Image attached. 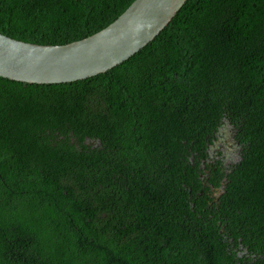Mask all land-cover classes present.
Returning <instances> with one entry per match:
<instances>
[{"label": "trees", "instance_id": "1", "mask_svg": "<svg viewBox=\"0 0 264 264\" xmlns=\"http://www.w3.org/2000/svg\"><path fill=\"white\" fill-rule=\"evenodd\" d=\"M134 1L0 0V34L67 45ZM0 264H264V0H187L85 80L0 78Z\"/></svg>", "mask_w": 264, "mask_h": 264}, {"label": "water", "instance_id": "2", "mask_svg": "<svg viewBox=\"0 0 264 264\" xmlns=\"http://www.w3.org/2000/svg\"><path fill=\"white\" fill-rule=\"evenodd\" d=\"M187 0H135L100 32L62 46L24 43L0 34V78L64 84L106 73L147 46Z\"/></svg>", "mask_w": 264, "mask_h": 264}, {"label": "rangeland", "instance_id": "3", "mask_svg": "<svg viewBox=\"0 0 264 264\" xmlns=\"http://www.w3.org/2000/svg\"><path fill=\"white\" fill-rule=\"evenodd\" d=\"M224 140L220 142L219 148L223 151L224 155L226 156L227 162H230L235 158V148L233 146L232 140L228 133L225 132Z\"/></svg>", "mask_w": 264, "mask_h": 264}]
</instances>
